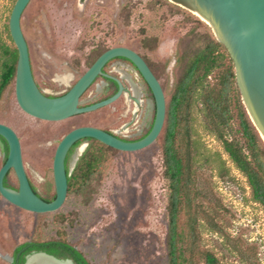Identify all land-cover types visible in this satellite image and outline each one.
I'll use <instances>...</instances> for the list:
<instances>
[{"label":"rangeland","instance_id":"rangeland-1","mask_svg":"<svg viewBox=\"0 0 264 264\" xmlns=\"http://www.w3.org/2000/svg\"><path fill=\"white\" fill-rule=\"evenodd\" d=\"M16 1L0 0V44L5 42L11 48H16L9 31ZM207 23L170 0H32L21 20L33 74L49 95L67 90L102 52L116 46L131 48L144 57L167 92L179 73L174 70L178 43L181 50L194 51L204 36L214 35ZM107 72L124 84L122 96L109 106L61 122L24 113L14 85L6 93L0 105V123L17 132L26 171L39 195L48 197L55 192L53 160L58 140L65 133L94 126L133 139L153 122V99L135 68L115 61ZM214 77L209 78L212 84ZM105 88V81L99 79L82 102L99 100ZM191 125L206 154L194 168L199 194L195 202L200 253L197 264H204L201 253L206 251L223 264H264L263 208L253 201L247 178L208 129L200 100L192 111ZM231 126L229 137L244 144L236 117ZM163 140L164 129L155 144L137 152L83 142L74 150L70 167L73 173L81 156L93 145L100 152L93 180L84 187L77 183L57 212H28L0 195V264H10L8 258L15 248L28 240L66 241L91 264H167L168 184ZM2 143L0 169L6 160ZM216 153L226 161L228 173L220 172ZM10 183L18 187L14 171ZM184 221L182 216L181 223Z\"/></svg>","mask_w":264,"mask_h":264},{"label":"trees","instance_id":"trees-1","mask_svg":"<svg viewBox=\"0 0 264 264\" xmlns=\"http://www.w3.org/2000/svg\"><path fill=\"white\" fill-rule=\"evenodd\" d=\"M197 21L203 25V22ZM10 39L12 40L11 35ZM199 43L200 45L191 52L181 50V42L178 43L174 56V70L179 73L176 74L174 83L169 86L168 91H165L167 114L164 125L163 156L164 178L168 184L167 264H197L196 260L200 254L198 252V212L195 208L199 194L196 191L198 189L195 188L194 168L206 154L202 151L200 140L195 138L191 125L192 111L198 100L204 107L208 129L222 143L229 160L245 175L253 201L261 205L264 211V140L251 121L243 103L234 62L226 47L212 33L204 36ZM118 60L131 64L127 59L116 58L107 64L104 71ZM17 62L18 50L2 42L0 44V105L8 90L15 86ZM212 75H215L213 84L209 81ZM116 87L118 88L117 84ZM148 90L153 99L149 88ZM235 117L238 120L244 144L229 137ZM150 130L151 128L146 130L144 135L128 139V141L140 140ZM0 139L5 144L7 158L9 151L7 142L2 137ZM85 141L105 146L95 139H83L78 142L67 159L68 173L70 156L75 148ZM99 153L93 145L87 148L69 176L68 193L79 182L83 187L91 184L95 168L100 160ZM214 157L217 158L220 172L228 173L229 169L222 155L216 153ZM12 171L6 176L4 185L15 189L10 183ZM34 192L38 194L37 190ZM39 196L44 201L51 202L56 197V190L53 196ZM182 216L185 217L183 224ZM25 246H29L26 253L42 251L61 259H71L75 264H91L81 251L66 241L53 240L47 243L39 241L25 244L16 250V255ZM201 259L204 264H223L215 254L209 251L201 253ZM23 261L24 259L21 258V262Z\"/></svg>","mask_w":264,"mask_h":264},{"label":"water","instance_id":"water-1","mask_svg":"<svg viewBox=\"0 0 264 264\" xmlns=\"http://www.w3.org/2000/svg\"><path fill=\"white\" fill-rule=\"evenodd\" d=\"M32 0H17L10 15L9 31L18 50L15 76V96L21 110L27 115L48 122H61L77 115L94 112L116 102L124 93L123 83L103 72L105 66L116 58L130 61L149 87L155 109V118L150 132L140 140L125 141L100 128L82 126L68 132L59 143L53 160V177L56 197L51 202L44 201L31 187L26 172L22 144L17 132L10 126L0 123V137L8 145L5 163L0 169V195L17 208L35 214L59 211L68 196L69 176L66 167L67 156L72 147L83 139H95L102 144L122 152H137L155 144L161 135L167 114V100L164 88L146 62L136 51L124 46L108 49L79 78L64 95L50 97L37 85L29 46L24 35L21 20ZM171 1V0H170ZM176 5L191 10L185 0H172ZM198 10L208 16L217 27V32L208 24L216 39L228 50L236 71L238 86L248 115L262 139L264 131V0H189ZM192 12V10H191ZM100 76L112 79L119 85L118 92L112 97L90 106H81V98ZM246 98L256 120L254 121ZM4 148V144L2 143ZM75 166V164H72ZM13 170L19 182L15 190L4 185L8 173ZM36 258L45 259L52 264H74L70 259L62 260L45 252H35L27 256L26 264Z\"/></svg>","mask_w":264,"mask_h":264},{"label":"flooded vegetation","instance_id":"flooded-vegetation-1","mask_svg":"<svg viewBox=\"0 0 264 264\" xmlns=\"http://www.w3.org/2000/svg\"><path fill=\"white\" fill-rule=\"evenodd\" d=\"M113 48V47H112ZM110 49V48H109ZM108 50V49H107ZM106 50V51H107ZM104 53V52H103ZM102 53V54H103ZM101 54V55H102ZM98 59V58H97ZM96 59V60H97ZM95 60V61H96ZM94 61V62H95ZM118 61H122V60H118ZM111 62V61H110ZM115 62V61H114ZM123 62H125V61H123ZM126 63H128V62H126ZM129 65H131V66H133L134 68H135V66L131 63H128ZM93 65V64H92ZM91 65V66H92ZM90 66V67H91ZM107 66V65H106ZM106 66H105V68H106ZM89 67V68H90ZM88 68V69H89ZM104 68V69H105ZM87 69V70H88ZM104 69H103V72L104 73H106V74H108V72L107 71H104ZM33 70V69H32ZM135 70L137 71V69L135 68ZM138 72V71H137ZM139 74V73H138ZM108 75H110V74H108ZM110 76H112V75H110ZM139 76L142 78V76L139 74ZM35 77V76H34ZM112 77H114V78H117V77H115V76H112ZM99 79H102V80H104L105 81V84H106V88H105V90H106V92H105V94H104V96L102 97V98H100L99 100H95V101H93V102H87V103H83L82 102V104H81V106H90V105H93V104H95V103H98V102H101V101H103V100H106V99H108V98H110V97H112L113 95H115L117 92H118V90H119V85H118V83L116 82V81H114V80H112V79H109V78H106V77H103V76H100V77H98L97 79H96V81L89 87V89L84 93V95L82 96V98H81V101L83 100V97L85 96V94L92 88V86H94L96 83H97V81L99 80ZM117 79H119V78H117ZM36 80V79H35ZM79 80V79H78ZM77 80V81H78ZM120 80V79H119ZM76 81V82H77ZM121 81V80H120ZM75 82V83H76ZM122 82V81H121ZM36 83H37V81H36ZM74 83V84H75ZM74 84L72 85V86H70L67 90H65L64 92H62V93H57V94H51V95H49V94H47L48 96H50V97H58V96H61V95H64L65 93H67L73 86H74ZM116 84L118 85V88L116 87ZM37 85H38V87L40 88V86H39V84L37 83ZM124 85V84H123ZM125 87V86H124ZM149 88V87H148ZM41 89V88H40ZM42 90V89H41ZM125 90H126V88H125ZM43 91V90H42ZM44 92V91H43ZM125 92V91H124ZM81 115H83V114H81ZM77 116H79V115H77ZM74 117H76V116H74ZM74 117H72V118H74ZM154 118H155V116H154ZM69 119H71V118H69ZM68 120V119H67ZM65 121V120H64ZM153 122H154V119H153ZM153 122L151 123V125H150V127L148 128V130L150 129V128H152V125H153ZM80 127H82V126H80ZM92 127H94V126H92ZM76 128H78V127H76ZM96 128H98V127H96ZM75 129V128H74ZM100 129H102V130H105V131H107V132H109V133H112V134H114V135H116V136H118L119 138H121V139H123V138H125V137H122V136H119V135H117L116 133H114V132H112L111 130H108V129H104V128H100ZM73 130V129H72ZM72 130H70V131H72ZM69 131V132H70ZM68 133V132H67ZM67 133H65L63 136H61V138L58 140V144H57V147H58V145H59V143L61 142V140L64 138V136L67 134ZM142 135H144V134H142ZM141 135V136H142ZM140 137V136H139ZM123 140H125V141H128V138H125V139H123ZM0 141H2L1 139H0ZM3 142V141H2ZM80 142V141H79ZM78 143V142H77ZM76 143V144H77ZM4 144V143H3ZM75 144V145H76ZM82 144V143H81ZM80 144V145H81ZM74 145V146H75ZM4 146H5V144H4ZM73 146V147H74ZM72 147V148H73ZM78 147V146H77ZM76 147V148H77ZM75 148V149H76ZM57 149V148H56ZM72 150V149H71ZM70 150V151H71ZM69 154H70V152H69ZM69 154H68V156H67V159L69 158ZM73 154V153H72ZM72 156V155H71ZM71 156H70V158H71ZM67 159H66V167H67ZM5 163V162H4ZM70 163H69V168H71L70 167ZM27 172V171H26ZM15 173V172H14ZM16 175V174H15ZM27 175H28V173H27ZM28 179H29V181H30V184H31V187H32V189L33 190H37L36 189V187H35V185H34V183H33V181H32V179H31V177L28 175ZM18 180V179H17ZM15 188V190H18L19 189V182H18V187H14ZM51 241H53V240H48V241H42V242H44V243H47V242H51ZM57 241V240H56ZM32 243H34V241L33 240H28V241H26V242H24L23 244H19L16 248H15V250L13 251V253L11 254V257H9L8 258V260H9V263L10 264H26V259H27V256H29L30 254H32V253H35L36 251H32V252H30V253H26V250L29 248V246H25L17 255H16V250L20 247V246H23V245H25V244H32ZM40 252H42V251H40ZM45 253H47V252H45ZM47 254H49V253H47ZM49 255H52V254H49ZM52 256H54V255H52ZM54 257H56V256H54ZM21 258H23L24 259V261L23 262H21ZM56 258H58V257H56ZM58 259H61V258H58ZM62 260H66V259H62ZM71 260V259H70ZM75 264V263H74Z\"/></svg>","mask_w":264,"mask_h":264},{"label":"bare ground","instance_id":"bare-ground-1","mask_svg":"<svg viewBox=\"0 0 264 264\" xmlns=\"http://www.w3.org/2000/svg\"><path fill=\"white\" fill-rule=\"evenodd\" d=\"M171 1H172V0H171ZM185 1H186L185 6L187 5L188 7H190L191 10H192V12H193L194 14H197V15L201 16L205 21H207V22L213 27L214 31L218 33V31H217V27L213 24L212 20H211L208 16H206V15L203 14L200 10H198V8H196V6H194L191 2H189V0H185ZM185 8H186V7H185ZM244 99H245V102H246V104H247V106H248V109H249V111H250V113H251V115H252L254 121H255V122L257 123V125L259 126V124H258V122H257V120H256V117L254 116V114H253V112H252V110H251V108H250V106H249V104H248V102H247V100H246L245 97H244ZM259 127H260V126H259ZM260 130H261L262 135H263V137H264V131L261 129V127H260ZM81 151H83V149H81ZM81 151H80V153H81ZM78 156H79V155H77V156L74 158V162H73V164L77 163L76 161L78 160ZM32 264H52V263L49 262V261H47V260H45V259H42V258H36V259L33 260V263H32Z\"/></svg>","mask_w":264,"mask_h":264}]
</instances>
